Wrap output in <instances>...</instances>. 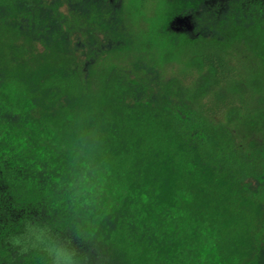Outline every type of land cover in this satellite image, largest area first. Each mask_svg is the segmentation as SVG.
Here are the masks:
<instances>
[{
  "label": "trees",
  "instance_id": "16d2710c",
  "mask_svg": "<svg viewBox=\"0 0 264 264\" xmlns=\"http://www.w3.org/2000/svg\"><path fill=\"white\" fill-rule=\"evenodd\" d=\"M148 1L0 0V264H264V0Z\"/></svg>",
  "mask_w": 264,
  "mask_h": 264
},
{
  "label": "flooded vegetation",
  "instance_id": "af4514ba",
  "mask_svg": "<svg viewBox=\"0 0 264 264\" xmlns=\"http://www.w3.org/2000/svg\"><path fill=\"white\" fill-rule=\"evenodd\" d=\"M109 1L115 2V0ZM143 1L139 0L141 14ZM159 1L164 3L165 8L170 7L165 29L174 35L200 39L219 36L221 17L225 14L229 15V7L234 0H149L148 3ZM153 12L158 13L159 7ZM179 19L184 22H177Z\"/></svg>",
  "mask_w": 264,
  "mask_h": 264
},
{
  "label": "rangeland",
  "instance_id": "374dc122",
  "mask_svg": "<svg viewBox=\"0 0 264 264\" xmlns=\"http://www.w3.org/2000/svg\"><path fill=\"white\" fill-rule=\"evenodd\" d=\"M167 5V4H166ZM148 7L150 8V11L157 9V7H159V12L157 15H159V17L157 18V25H160V23H165L167 20V14H168V8L170 7H164V5L159 1V2H149L148 3ZM156 25V27H157ZM137 44H133V45H125L123 46V48H121L120 51V55L123 57V61H125V64L127 66H130L132 60L136 57H141L142 59H145L147 61L151 60V55L150 53L144 52L142 51V49H139L137 46ZM134 53V55H133ZM114 54V53H113ZM113 54H110V57L113 58ZM109 56H107L108 59H110ZM15 66V65H13ZM152 86H155L157 84V82H151L150 83Z\"/></svg>",
  "mask_w": 264,
  "mask_h": 264
},
{
  "label": "water",
  "instance_id": "95a60500",
  "mask_svg": "<svg viewBox=\"0 0 264 264\" xmlns=\"http://www.w3.org/2000/svg\"><path fill=\"white\" fill-rule=\"evenodd\" d=\"M177 22L181 23V22H184V20H182V19H179Z\"/></svg>",
  "mask_w": 264,
  "mask_h": 264
}]
</instances>
